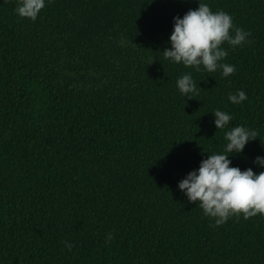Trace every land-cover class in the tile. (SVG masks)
<instances>
[{"label": "trees", "instance_id": "obj_1", "mask_svg": "<svg viewBox=\"0 0 264 264\" xmlns=\"http://www.w3.org/2000/svg\"><path fill=\"white\" fill-rule=\"evenodd\" d=\"M202 2L251 33L222 45L228 77L164 58L198 0H49L36 21L0 0V264H264V215L217 226L178 189L237 125L259 137L230 166L264 171V0Z\"/></svg>", "mask_w": 264, "mask_h": 264}, {"label": "clouds", "instance_id": "obj_2", "mask_svg": "<svg viewBox=\"0 0 264 264\" xmlns=\"http://www.w3.org/2000/svg\"><path fill=\"white\" fill-rule=\"evenodd\" d=\"M49 0H17L14 9L21 18L36 21L39 13ZM196 9H189L182 17H173V30L163 50L164 58L174 64L214 73L222 70L221 75L228 77L236 71L235 65L222 63L228 56L222 45L237 47L247 42L250 32L235 26L233 17L223 11L213 12L208 3L198 0ZM234 33V34H233ZM176 87L184 97L193 98L198 92L197 82L191 73L182 74L176 81ZM244 90L229 93L228 100L240 105L247 100ZM214 125L217 129H226L233 116L226 111L215 109ZM259 137L258 133L243 125H237L225 131V146L220 152L209 153L202 158L199 167L189 171L178 182V189L189 203H196L203 214L213 218L217 226L224 224L236 215L243 214L245 219L264 215V171L256 173L251 167L241 170L232 164L230 155L243 153L249 141ZM253 163L264 168V156H256ZM109 233L107 241L112 239ZM71 249L70 242H64Z\"/></svg>", "mask_w": 264, "mask_h": 264}]
</instances>
